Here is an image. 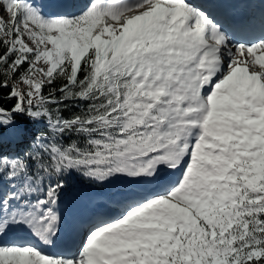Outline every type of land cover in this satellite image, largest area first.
I'll list each match as a JSON object with an SVG mask.
<instances>
[{"label":"snow or ice","instance_id":"obj_1","mask_svg":"<svg viewBox=\"0 0 264 264\" xmlns=\"http://www.w3.org/2000/svg\"><path fill=\"white\" fill-rule=\"evenodd\" d=\"M0 11V264H264V0Z\"/></svg>","mask_w":264,"mask_h":264},{"label":"rangeland","instance_id":"obj_2","mask_svg":"<svg viewBox=\"0 0 264 264\" xmlns=\"http://www.w3.org/2000/svg\"><path fill=\"white\" fill-rule=\"evenodd\" d=\"M0 15L4 16L5 19H8L7 13H3L2 11H0Z\"/></svg>","mask_w":264,"mask_h":264},{"label":"bare ground","instance_id":"obj_3","mask_svg":"<svg viewBox=\"0 0 264 264\" xmlns=\"http://www.w3.org/2000/svg\"><path fill=\"white\" fill-rule=\"evenodd\" d=\"M72 2H74V1H72ZM72 10H74V5H73V7H72Z\"/></svg>","mask_w":264,"mask_h":264}]
</instances>
